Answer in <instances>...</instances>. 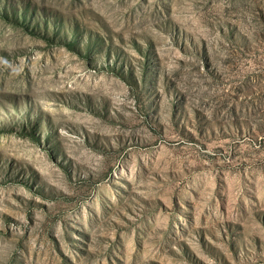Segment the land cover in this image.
<instances>
[{
  "label": "rangeland",
  "instance_id": "rangeland-1",
  "mask_svg": "<svg viewBox=\"0 0 264 264\" xmlns=\"http://www.w3.org/2000/svg\"><path fill=\"white\" fill-rule=\"evenodd\" d=\"M0 264H264V0H0Z\"/></svg>",
  "mask_w": 264,
  "mask_h": 264
}]
</instances>
